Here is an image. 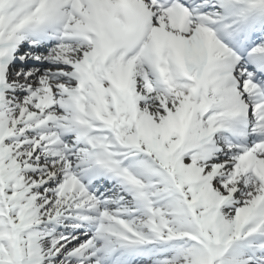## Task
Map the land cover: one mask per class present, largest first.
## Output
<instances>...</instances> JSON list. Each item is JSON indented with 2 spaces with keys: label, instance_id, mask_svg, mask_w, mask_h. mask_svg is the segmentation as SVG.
<instances>
[{
  "label": "snow or ice",
  "instance_id": "6c2138e0",
  "mask_svg": "<svg viewBox=\"0 0 264 264\" xmlns=\"http://www.w3.org/2000/svg\"><path fill=\"white\" fill-rule=\"evenodd\" d=\"M0 264H264V0H0Z\"/></svg>",
  "mask_w": 264,
  "mask_h": 264
}]
</instances>
